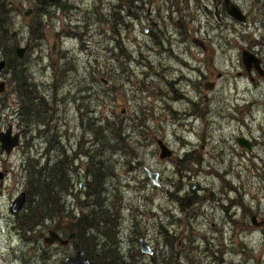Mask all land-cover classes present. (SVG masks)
I'll use <instances>...</instances> for the list:
<instances>
[{
  "label": "rangeland",
  "instance_id": "obj_1",
  "mask_svg": "<svg viewBox=\"0 0 264 264\" xmlns=\"http://www.w3.org/2000/svg\"><path fill=\"white\" fill-rule=\"evenodd\" d=\"M163 1L151 0L145 7L148 13L138 20H127L130 28H116L114 35V22L108 16L116 2L58 0V7L42 18L47 25L42 40L33 42L28 26L40 20L37 5L33 0H12L13 29L18 45L26 48L21 66L44 86V91L57 93L63 100L60 125L66 134L64 146L69 155L83 139L79 123L85 128L86 122L85 118L81 121V116L92 112L114 123L124 111L122 123L129 126L124 135L127 138L121 142L124 150L112 154L110 161L116 174L111 182L115 185L113 195L122 201L120 248L125 255L135 256L132 249L139 250V240L149 239L160 264L165 258L159 253L160 242L167 230L178 245L173 250V261L179 254L188 264H264V226H250L252 216L258 221L264 218V81L248 80L240 56L241 50L253 46L264 29V0H231L238 3L248 24L243 29V41L237 43L232 32L223 37L237 45L229 48V58L211 57L212 52L205 57L193 45L189 34L192 0L181 16L175 10L168 14V6H161ZM62 5L66 7L64 11ZM29 9L32 13L25 17ZM228 23L233 26L230 20ZM144 29L149 30L148 34ZM158 34L159 41L154 37ZM145 40L156 47L158 56L145 60ZM181 49L185 51L183 56ZM189 51L196 59L188 55ZM8 78V72L0 74V81L7 83ZM205 83H213L214 89L205 91ZM8 90L6 84L0 99ZM196 90L201 95L207 93L208 102L198 103L201 97ZM83 97H89L91 102ZM5 105L0 102V118L13 122V96ZM79 107L84 110L79 112ZM112 112L116 118H111ZM239 137L256 142L252 153L238 146ZM26 140L29 146L14 150L8 158L0 150V264H24L23 260L38 264L35 258L43 253L37 251V244L30 243L35 237L38 241L39 236L28 240L15 230L10 211L14 199L23 192V156L45 150L42 140L30 139V135ZM156 140L172 152L169 159H159ZM82 145L84 150L88 148ZM187 152L192 154L190 163L178 164L177 160ZM85 165L86 159L81 157L71 167L77 190L76 174L81 175L83 186ZM145 168L160 174V188L151 184ZM191 191L199 202L185 211L169 196L182 197ZM211 191L217 204L210 202ZM72 201V196L67 199L68 203ZM45 237L47 232L43 241ZM53 247V259L60 264L74 254L71 244ZM167 252L166 258L170 256L169 249ZM141 258L149 261L146 255Z\"/></svg>",
  "mask_w": 264,
  "mask_h": 264
},
{
  "label": "trees",
  "instance_id": "obj_2",
  "mask_svg": "<svg viewBox=\"0 0 264 264\" xmlns=\"http://www.w3.org/2000/svg\"><path fill=\"white\" fill-rule=\"evenodd\" d=\"M11 1L0 0V60L6 62L5 72L9 73L6 83L9 90L0 102L5 105L13 96L14 107L11 109L10 105L8 107L11 120L17 123L26 136L30 135V139H40L45 144L44 152L36 154L27 152L23 156L20 172L25 180L23 192L26 194V201L22 211L13 218L14 228L24 239L31 240L35 235L40 237L38 241L36 237L30 241L37 244L38 252H43L39 257L36 255L35 261L38 260V264L39 262L60 264L58 260L53 259L56 248L47 245L42 239L44 233H48L49 230L55 231L63 239L75 234V242L69 244L72 245L74 253L82 250L90 264H139L143 256L139 250L132 249L135 256H131L125 255L120 248L122 201H118V197L113 195L115 185L111 183L116 174L110 156L118 149L124 150L121 142L125 140L124 135L129 126L124 127L119 115L117 116L119 121L113 123L109 122L107 117L102 115L95 117L94 113L87 112L86 116H81V121L85 118V128L79 123L83 130V137L81 135L80 138L84 140L78 143L74 153L67 154L64 146L66 134L60 125V103L63 100L57 93L44 91V86L33 80L27 69L21 66L23 59L19 60L16 57L19 40L13 29L14 15L12 16V8L9 6ZM111 1L116 2L115 5L112 4V11L108 16L114 22L112 32H118L116 28L122 31L129 29L128 22L138 20L148 13L149 10L145 12V7L151 3V0ZM33 2L37 5L36 13L38 12L40 20L32 21L28 29L34 35L33 42H40L43 30L47 26L41 22L42 18L49 15L51 8L58 7V0ZM188 2L190 0H165L161 6H168L165 10L168 14L175 9L181 16ZM156 4L159 5L155 3V6ZM159 11L157 8V13ZM107 90L108 88H104V91ZM101 106L102 104H97L96 107ZM83 110L82 107L78 108L79 112ZM85 110L87 111V108ZM82 144L88 145V148L84 150ZM188 156L178 164L185 163ZM81 157L86 159V165L85 181L79 191L73 183L71 167ZM75 190L77 191L74 194ZM71 196L73 201L68 203L67 199ZM176 202L180 210L185 211L197 204L199 198L192 192L177 198ZM167 246L170 247L171 254L168 258L165 256L163 261L165 264H175L177 259L173 261L175 255L173 249L176 244L172 241ZM33 250L35 248H32ZM149 259L157 264L154 256ZM23 263L26 264L27 261L23 260Z\"/></svg>",
  "mask_w": 264,
  "mask_h": 264
},
{
  "label": "flooded vegetation",
  "instance_id": "obj_3",
  "mask_svg": "<svg viewBox=\"0 0 264 264\" xmlns=\"http://www.w3.org/2000/svg\"><path fill=\"white\" fill-rule=\"evenodd\" d=\"M190 2H191V0H190ZM231 2L235 6H237L239 8L238 3L236 4L233 1H231ZM173 10H175V9H172L171 11H173ZM192 10H193V15L191 16V19H190V24L191 25H190L189 34L191 36H193L192 43L197 48V50L202 55H204L205 57L209 55L208 54L209 52L210 53L212 52V54L209 55L211 57H217V56L219 58H227V57L229 58V57H231V55L228 54V50H229V48L231 46L237 47V45L235 43H233V42L225 41L224 38H226L227 32H232L235 35V40L237 41V43H239V40L243 41L244 40L243 29L248 24V18L245 16V22L244 23H240V22L232 19L231 17H229L227 12H226L223 0H192ZM241 13H242V11H241ZM242 14H244V13H242ZM170 18H171V16H170ZM229 20H230V22L232 23L233 26H231L228 23ZM148 32H149L148 29H144V33L145 34H148ZM112 33L114 35H116V32H112ZM146 36L147 35H145V37ZM154 37H155L156 40L159 41L160 34L155 35ZM169 41H171V40L169 39ZM161 44H163V43L161 42ZM253 44H252L253 46L248 47V49L247 48L246 49H242L241 53H240V56L242 55L243 51H248V52L252 53L259 60L260 71L259 72L256 71V70H251L250 72H246L245 71V75L248 78V80L250 82H252V83H257L258 81H262L263 82L264 81V29L262 30L261 33H259V38L255 39L253 41ZM143 45L145 47V51H144L145 56H146L145 60H147V58L153 57V55L158 56V54H159L158 50L156 49V47L153 44H150L148 42V40H145L143 42ZM211 45H214V50L213 51L211 49ZM184 54H185L184 49H181L180 50V56H183ZM188 55L191 58L196 59V55L194 53H192L191 51L188 52ZM157 69H159V71L162 72L161 68L158 67ZM206 70L208 71V69H206ZM199 73H201V75L204 76V72L199 71ZM159 76H160L159 74L156 75V77H159ZM217 78L219 79L220 75L217 76ZM3 82H5V81H3ZM5 84H6V82H5ZM208 84H211L212 88L210 90H208V91L207 90H205V91L211 92L214 89V84L213 83H205L204 89H205L206 85H208ZM195 92L198 94V97H201V99L200 98L198 99V103H200L202 100H203L202 101L203 103L208 102L207 93H204L203 95H201L202 94L201 91L196 90ZM192 103H194V102L192 101ZM111 114L113 115L112 118H116L114 112H112ZM123 115H124V111H121V113L119 115L120 118ZM0 122H1L0 123L1 124L0 129L2 131L6 130L7 127H9V126H4L5 124L8 123V122H6L5 119H2ZM236 128H238V124L236 125ZM11 129L13 130L14 134L17 133V132H21L22 131L18 127L17 123H15L13 126H11ZM22 132H23V134L21 135V141H20L21 144L15 150H23V149H25V148H27L29 146L30 142H27V140H26L27 136L25 135L24 131H22ZM249 142L251 143V151L249 152L247 150V152L248 153H252L253 149L256 147V142H253L252 140L249 141ZM24 143H26V145H24ZM121 152H122V150L118 149V151L115 152L114 154L121 153ZM187 155H189V156H188L187 161L185 163H187V162L190 163V161L192 159V154L189 153V152L185 153L181 158H179L177 160V163L179 161H183L186 158ZM171 156H172V152H171ZM159 176H160V174H159ZM76 178H77V176H76ZM84 181H85V179H84ZM160 187H161V184H160ZM194 188L195 187L193 185L190 186L191 190H193ZM192 192L193 191L188 192L187 194L192 193ZM209 193H208V195H209ZM193 194H195V192H193ZM184 195H186V194H184ZM169 196L171 198H173L175 201L177 200V198L179 199V198L184 197V196L179 197L177 195L175 197L172 196V195H169ZM209 197H210V195H209ZM215 200H216V203H212L211 202V197H210V202L212 204H217L218 203V199L216 197H215ZM15 215H17V214H13V216H15ZM162 235H163V241L160 242V246L162 247V251H159V253H160L161 257H165V256L168 255L167 250L170 249V247L167 246V245L169 244V242H172V241L174 242L175 239H174L173 233H169L167 230H165L164 234H162ZM140 240H139L138 243H139V251L141 253ZM145 242L149 245V247L151 249V254L150 255L143 254V253H141V254L142 255H146L147 257H151L154 254V252H155V251L153 252V248H155V246L152 245V242L149 239H145ZM54 245H57V244H54ZM54 245H51V246H54ZM156 245L159 246V243H156ZM177 247H178V245H177ZM169 252L171 254L170 250H169ZM154 258L157 259L158 258V254L155 253L154 254ZM141 259L139 261V264H154L152 262V259H148L149 261H142ZM176 259H177V262L175 264H188V263L182 262L181 257H180L179 254L176 256ZM160 264H165V262L164 261L160 262Z\"/></svg>",
  "mask_w": 264,
  "mask_h": 264
},
{
  "label": "water",
  "instance_id": "obj_4",
  "mask_svg": "<svg viewBox=\"0 0 264 264\" xmlns=\"http://www.w3.org/2000/svg\"><path fill=\"white\" fill-rule=\"evenodd\" d=\"M224 5H225V9L227 14L241 22L244 23L245 18L242 15L240 9L235 6L230 0H223ZM11 3H9L10 6ZM65 6L62 5L61 9L64 11L65 10ZM32 11L31 9H29L28 11H26L24 13L25 17H29L31 15ZM26 52V48L25 47H20L18 46L16 48V57L19 60H22L24 57V54ZM241 63L244 67V70L246 72H250L251 70H256V71H260L259 68V60L250 52L248 51H243L242 55H241ZM5 68H6V62L4 60H0V74L5 72ZM102 82H104V85L107 86V82L104 80H101ZM212 88L211 84L206 85L205 90H210ZM6 90V85L5 82L1 81L0 82V95L3 94ZM23 134V132H17L15 134L12 133V129L11 126L7 127V129L3 132L0 129V150L2 153L5 154L6 158H8L11 153H13V151L21 144V135ZM157 145L159 147L160 150V154H159V159L160 160H164L167 158L171 157V151L164 145V143L161 140H157ZM237 144L239 145L240 148H244L246 150H248L249 152L251 151V143L247 140H245L242 137H239L236 139ZM24 145H26V143H24ZM145 174L147 176V178L150 180L151 184L154 187L159 188L160 187V183H159V173L158 172H154L151 171L149 168H145L144 169ZM77 187L79 190H81L82 188V179H81V175L78 173L77 175ZM2 177V174H0V179ZM210 197H211V202L212 203H216L215 200V195L213 192L209 193ZM25 201H26V194L24 192H21L12 202L11 207H10V211L12 214H17L19 212L22 211L24 205H25ZM250 226L253 228H257L260 226H264V218H262L260 221H257L256 217H252L251 218V223ZM76 239V235L75 234H71L69 235V237L67 239H62L61 236L56 233L53 230H49L47 233V237L44 238V242L47 245H54L57 244L61 247H66L69 242L71 241L72 243L75 242ZM140 249H141V253L143 254H147L150 255L151 254V249L149 247V245L145 242V240L141 239L140 240ZM61 264H90L86 254L82 251V250H78L76 251L73 255H69L66 256Z\"/></svg>",
  "mask_w": 264,
  "mask_h": 264
},
{
  "label": "bare ground",
  "instance_id": "obj_5",
  "mask_svg": "<svg viewBox=\"0 0 264 264\" xmlns=\"http://www.w3.org/2000/svg\"><path fill=\"white\" fill-rule=\"evenodd\" d=\"M243 15V14H242ZM229 16V15H228ZM244 16V15H243ZM230 17V16H229ZM244 18H245V16H244ZM233 19V18H232ZM235 20V19H234ZM237 21V20H236ZM239 22V21H238ZM245 22V21H244ZM241 23V22H240ZM6 85V84H5ZM2 95V94H1ZM18 214V213H17Z\"/></svg>",
  "mask_w": 264,
  "mask_h": 264
},
{
  "label": "built area",
  "instance_id": "obj_6",
  "mask_svg": "<svg viewBox=\"0 0 264 264\" xmlns=\"http://www.w3.org/2000/svg\"><path fill=\"white\" fill-rule=\"evenodd\" d=\"M4 126H6V125H4Z\"/></svg>",
  "mask_w": 264,
  "mask_h": 264
}]
</instances>
